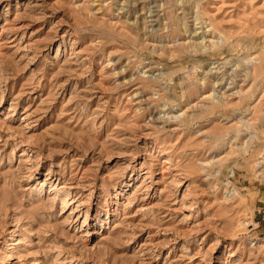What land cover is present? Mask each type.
I'll return each instance as SVG.
<instances>
[{"label": "rangeland", "instance_id": "374dc122", "mask_svg": "<svg viewBox=\"0 0 264 264\" xmlns=\"http://www.w3.org/2000/svg\"><path fill=\"white\" fill-rule=\"evenodd\" d=\"M263 153L264 0H0V264H264Z\"/></svg>", "mask_w": 264, "mask_h": 264}, {"label": "bare ground", "instance_id": "6f19581e", "mask_svg": "<svg viewBox=\"0 0 264 264\" xmlns=\"http://www.w3.org/2000/svg\"><path fill=\"white\" fill-rule=\"evenodd\" d=\"M213 72H214V71H213ZM216 73H217V72H216ZM223 77H224V76H223ZM224 78H225V77H224ZM217 79H218V78H217ZM229 80H230V79H229ZM232 83H233V82H232ZM232 83H231V84H232ZM218 84H219V83H218ZM230 88H231L230 86H227L225 91H227V90L230 89ZM223 93H224V92H222V93L220 94V96H219L220 98H222ZM170 110H171L170 107H168V109H166V108L163 109V112L165 113V117L172 116V118H173V117L176 118V117L178 116V113H176V114H175V113H169ZM180 116L182 117V115H180ZM180 116H179V117H180ZM178 119H179V118H178Z\"/></svg>", "mask_w": 264, "mask_h": 264}, {"label": "crops", "instance_id": "0c3cea01", "mask_svg": "<svg viewBox=\"0 0 264 264\" xmlns=\"http://www.w3.org/2000/svg\"><path fill=\"white\" fill-rule=\"evenodd\" d=\"M262 129V128H261ZM262 158L264 159V153H263V156H262Z\"/></svg>", "mask_w": 264, "mask_h": 264}]
</instances>
